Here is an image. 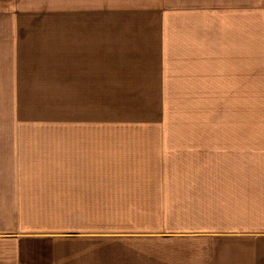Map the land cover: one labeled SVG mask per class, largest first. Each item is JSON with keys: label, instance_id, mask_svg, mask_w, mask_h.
Here are the masks:
<instances>
[{"label": "rangeland", "instance_id": "374dc122", "mask_svg": "<svg viewBox=\"0 0 264 264\" xmlns=\"http://www.w3.org/2000/svg\"><path fill=\"white\" fill-rule=\"evenodd\" d=\"M22 1L34 11L63 9L59 0ZM164 1L169 6L155 28V0H97L98 6L83 0L85 14L99 15L98 64L81 47L62 53L55 39L45 48L51 76L45 93L35 97L41 101L14 104L13 121L28 134L35 202L46 209L31 210L36 224L63 233L138 238L159 224V210L128 209L156 202L158 176L196 177L202 186L205 127L238 124L250 133L264 126V102L246 101L255 97L249 87L241 111L221 101L223 88L205 78L195 34L175 37L171 6ZM156 30L161 37L155 38ZM180 185L189 183L166 184L172 191ZM157 243H100L92 248L94 262L98 254L99 264H156L163 248ZM89 250L84 248L85 257Z\"/></svg>", "mask_w": 264, "mask_h": 264}, {"label": "crops", "instance_id": "0c3cea01", "mask_svg": "<svg viewBox=\"0 0 264 264\" xmlns=\"http://www.w3.org/2000/svg\"><path fill=\"white\" fill-rule=\"evenodd\" d=\"M167 2L175 37L195 34L205 78L216 79L223 88L221 101L235 103V111H241L249 87L255 97L246 101L264 102V0ZM59 3L63 9L53 14L34 11L22 0H0V264H99L93 247L133 240L163 247L156 264H264V126L250 133L238 124L205 127L202 186L196 177H156V202L128 209L159 210V224L138 238L63 233L32 221L31 210L46 209L35 202L36 180L28 170L31 143L26 130L13 125L14 104L41 101L35 97L45 93L51 77L45 48H52L54 39L62 53L81 47L94 58L99 49L98 11L85 14L83 0ZM154 3L156 18L151 21L158 28L168 3ZM97 56L92 64H98ZM187 182L188 187L175 186L174 191L166 186ZM184 215L192 216L189 224L182 221ZM84 248H91L87 257Z\"/></svg>", "mask_w": 264, "mask_h": 264}]
</instances>
